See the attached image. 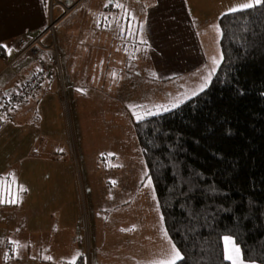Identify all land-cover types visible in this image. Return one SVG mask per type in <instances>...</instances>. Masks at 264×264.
I'll return each instance as SVG.
<instances>
[{
    "label": "rangeland",
    "instance_id": "1",
    "mask_svg": "<svg viewBox=\"0 0 264 264\" xmlns=\"http://www.w3.org/2000/svg\"><path fill=\"white\" fill-rule=\"evenodd\" d=\"M62 1L66 6H72L76 0ZM145 2L148 4L149 1ZM145 2L136 0L131 3L137 10L139 7L137 12L132 6H117L121 5L119 0L111 5L107 0H84L70 12L64 13V18L55 19H59V24L54 32V41L50 33L52 36L45 35L42 42L45 45L51 42L48 47L53 45L54 51L59 55L62 76L58 79L57 70L54 69L53 77L55 83L57 81L62 98L63 109L58 117L61 116L62 124L65 125L64 137L61 140L65 144L58 146L57 151L59 156L63 155L64 151L66 162L71 167L54 163L39 169L44 163L37 162L41 156L35 158L32 164L31 160L27 161L29 158L26 154H21L17 159L12 156L10 163L4 165V169L13 166L25 173L23 180H28L26 183L22 181L25 187H29L37 171L47 170L56 174L54 171L59 168L68 174L67 184H70L71 188L76 189V183L78 184V236L68 245L74 264H152L154 261L168 259L173 252V246L178 250L165 230L152 183H148L149 175L138 145L134 123L138 121L136 115H145L148 111L164 112L163 108L171 109L173 104L180 105L200 93L201 89L208 87L217 70L214 59L217 61L219 56L221 59L222 54L219 47L216 50L210 48V52L204 55L209 60L212 58V62L200 65L194 71L193 79L187 77L175 82L150 80L149 66L146 63L159 65L162 57L160 49L164 51L165 42L170 44L171 41L169 37L150 38V35L154 34V26L159 17L156 12L143 10L146 9ZM57 3L58 0H49L55 15ZM138 3L141 5L138 6ZM133 11L137 15L136 18L131 16ZM93 12L98 15L96 22L92 17L88 18ZM100 17H103V23H99L101 26L109 24L112 21L110 17L118 19V25L127 26L125 34L123 29L122 33H118L121 39L123 35L124 38L119 40L117 45L105 46L102 44L104 40L100 41L94 35L95 25ZM132 19L134 22L131 26ZM64 29H70V32L63 34ZM78 44L81 47H77ZM77 51L84 53L78 54ZM123 54L126 61L121 63L119 58H116ZM42 55L47 56L45 50H42ZM79 55L84 57L80 61L77 58ZM110 55L112 58L108 61ZM32 61L27 68L20 70L18 75H13L4 85L0 84V108L8 92H13L17 87L16 83L20 84L25 75L34 70L32 64L39 62L37 59ZM63 73L67 81L65 90ZM153 73L155 74L154 69ZM49 81L50 79L47 82ZM156 94L161 96L158 104ZM152 105L155 108L149 109ZM21 106L16 105L5 111L0 128L8 131L9 128H5V125L11 118L10 111L14 114L13 109ZM13 117L11 123H14ZM10 135V138L14 136ZM16 146L17 141L12 147H7L6 142L0 144V151H3L0 152V158L5 161V156ZM105 153L113 154L117 167H111L101 161V156ZM79 173L81 179L75 181ZM12 187L13 183L2 186L3 192ZM5 199L10 200V197ZM6 209V212H0V217H5L0 233V264H18L19 260H14L15 255L21 256L23 261L26 258L23 245L28 244L22 243L14 248V242H18V239L15 238L17 230L13 225V204ZM32 242L36 243L30 245L32 254L37 253L36 258L42 257L37 264L61 263L58 244L46 250L41 241ZM223 247L225 254L224 239ZM56 253L58 255H54ZM240 256L243 264H264L244 260L242 250ZM48 257L51 259L45 263L44 260ZM22 264L35 263L24 261Z\"/></svg>",
    "mask_w": 264,
    "mask_h": 264
},
{
    "label": "trees",
    "instance_id": "2",
    "mask_svg": "<svg viewBox=\"0 0 264 264\" xmlns=\"http://www.w3.org/2000/svg\"><path fill=\"white\" fill-rule=\"evenodd\" d=\"M218 28L222 55L208 87L134 123L165 230L183 257L176 264H231L226 235L244 260L264 263V4L221 15ZM18 87L2 101L0 125ZM10 183L0 176V212L12 202L2 189Z\"/></svg>",
    "mask_w": 264,
    "mask_h": 264
},
{
    "label": "crops",
    "instance_id": "3",
    "mask_svg": "<svg viewBox=\"0 0 264 264\" xmlns=\"http://www.w3.org/2000/svg\"><path fill=\"white\" fill-rule=\"evenodd\" d=\"M96 1L93 0V2ZM116 1L113 0L109 5ZM140 1L145 2V0ZM148 1V4L145 2L146 9L143 8V10L145 12H156L159 17L154 26V34L150 35V38L153 36L169 37V41H171L170 44L165 42L164 51L160 49L162 57L159 65L156 64L158 66H152L148 61L146 63L150 71L148 77L153 82L167 80L175 82L187 77L193 79V73L200 65L212 62V58L209 60L204 54L210 52V48L216 50L219 47L218 20L221 15L230 12V8L250 2V0ZM119 2L121 3L120 6L125 5V7L129 6L130 8L132 6L134 7V11L136 10L137 12L139 10L138 6L141 5L140 3L137 4V10L134 4L131 5L136 0H119ZM72 6H66L62 0H58L56 5L57 15H55L54 7L53 5L50 7L49 0H0V84L4 85L7 80L12 78L14 73L18 75L20 70L27 68V65L33 62L29 60L25 63L17 64L20 62L17 61L15 62L16 65L14 64L15 69L9 70L7 68L6 62L16 59L18 53L16 49L11 47L12 40L23 35L33 38L42 34L51 18L57 19L63 16L66 13L65 8H71ZM134 11L131 16L136 18L137 15ZM96 16L98 15L93 12L88 18L92 17L96 22ZM100 18L95 25L96 30L94 31V35L97 36L98 40H104L102 44L104 43L105 46L117 45V42L124 38L123 35L121 39L118 33H122L121 29H123V33L125 34L127 26L118 25V19H112V17H110L112 21L109 24L101 26L99 23H103V17L101 20ZM63 21L64 19L61 20V22ZM131 21L132 26L134 19ZM115 28L117 29L114 30ZM67 32L69 33L70 29L63 30V34ZM45 35L47 33L41 37V42ZM76 46L81 47L79 44ZM45 51L47 56L43 57L41 53L38 58H35L39 62L32 64L34 70L26 74L24 78L34 72L41 71L44 67H50L54 63V60L52 61V51L50 49H45ZM77 53L83 54L84 52L77 51ZM77 58L80 61L84 57L83 55H79ZM111 58L110 55L108 61H111ZM118 58L121 63L126 61L125 54L116 59ZM220 60L219 56L217 60L219 63L218 65L216 64V68L220 65ZM153 69L155 70V74L153 73ZM15 71H18V73ZM63 82L64 88H67L65 86V82L67 83V81L64 73ZM16 85L18 86L19 84L16 83ZM59 91L57 81L55 83L52 76L49 82L46 81L27 100L28 102L26 101L21 107L13 109L14 114L10 111L11 118L8 119L5 125V128H9L8 131L0 128V133L3 134L0 135L2 137L0 138V144L6 142L7 147H12L16 145L17 141L16 148H12V151L5 156L6 160L4 161L2 157L0 158V176H9L13 181V187L9 190L5 189L4 192L12 194V202L8 203L6 207H10L13 204V225L15 230H17L15 238L19 242L14 244V248L22 245V243L28 244V246L23 245L24 253H26V258L23 261L21 256L15 255L14 260L20 261H18V264H22L24 261L37 264L39 260H42V257L36 258L37 253H34L35 256H33L34 254L31 252L30 245H35L36 243L32 241H41L43 243L42 246L46 250L50 246L58 244L60 250L59 258H62L60 259V264H73L74 262L68 245L74 237L78 236L76 231V223L78 222L76 216L80 212L78 184L76 183V189L71 188L70 184H67L68 174H65L63 169L59 168L56 171L53 170L56 174L47 170L37 171L29 187H25L22 181L26 183L28 180H23V177L26 176L24 172L17 170L13 166L4 169V165L10 163L12 156L17 159L21 154H26L29 158L27 161L31 160L32 164L35 158L41 156L37 162L43 161L44 163L39 169L45 165L52 166L54 163L71 167L66 162L64 151H62L63 155L61 156H59V151H57L59 150L58 146L65 144L61 141L64 137L65 125L62 124L63 120L61 116L58 117L63 109ZM155 97L159 103L161 101L160 94H156ZM153 106H150L149 109H153ZM12 116H14V123L10 122ZM9 134H11L10 136H14L10 138ZM109 165L117 167L114 158ZM46 169H48V166ZM80 179L81 175L79 173L75 177V181H80ZM21 188L23 191L20 190ZM1 212H4V210H1ZM4 219L5 217H0V233L2 232ZM71 225L73 226L70 229ZM49 260L46 259L44 261L46 263Z\"/></svg>",
    "mask_w": 264,
    "mask_h": 264
},
{
    "label": "built area",
    "instance_id": "4",
    "mask_svg": "<svg viewBox=\"0 0 264 264\" xmlns=\"http://www.w3.org/2000/svg\"><path fill=\"white\" fill-rule=\"evenodd\" d=\"M81 1L83 0H76L75 5H78ZM58 22L59 20H54L51 18L44 33L36 37L28 38L23 35L13 39L11 42V47L16 49L18 53L16 55L17 56L16 59L6 62L7 68L9 70H13L15 69L14 68V66L16 65L15 62L17 61H20L17 63L19 64L38 58L42 53V50L46 49V47L40 41L41 37L45 33L48 34L51 33L53 36L51 34L50 35L53 37V41H54V32L58 27ZM50 48L53 49L54 51L53 45ZM54 56L56 58L53 65L58 68L59 76L61 77L62 73L59 67V55L56 51H54ZM51 76H52V72L48 69H45L41 73H32L30 76L24 78L22 82L19 84L17 91L9 95L7 100V106L11 107L22 103L27 96L31 94L33 95L39 89V87Z\"/></svg>",
    "mask_w": 264,
    "mask_h": 264
},
{
    "label": "snow or ice",
    "instance_id": "5",
    "mask_svg": "<svg viewBox=\"0 0 264 264\" xmlns=\"http://www.w3.org/2000/svg\"><path fill=\"white\" fill-rule=\"evenodd\" d=\"M109 2L111 3L112 0H109ZM261 4H264V0H250V2L243 3V4H240L237 7L230 8L229 11L230 12L242 11L244 9H249V8L255 7L257 5H261ZM117 6H120V5H117ZM214 63H216L218 65L219 61H216L214 59ZM213 71H215V69H213ZM113 75L115 76V73H113ZM201 90H203V89H201ZM177 106L178 105H176V104L172 105L173 108H175ZM162 110L163 111H169L168 108H163ZM156 114H159V113L158 112L154 113V112L148 111V112L145 113V115H136V119L138 121L139 120H144L146 115L150 116V115H156ZM109 155H112V154H109ZM145 175H147V173H145ZM148 183L151 184V177L148 178ZM20 190L23 191L22 188ZM13 202H15V201H13ZM134 227L135 226H133V228ZM223 239H224L225 244H226L225 259L229 260L231 262V264H243V260H242V258L240 256L241 250L236 245L235 240L233 239V237L226 236ZM14 243H18V242H14ZM48 259H51V257H48ZM181 259H183V257L181 256L180 252L178 250H176L175 247L173 246V252H172L171 256L168 259L162 260V261H154V262H152V264H176V262L181 260ZM73 264H74V262H73Z\"/></svg>",
    "mask_w": 264,
    "mask_h": 264
},
{
    "label": "clouds",
    "instance_id": "6",
    "mask_svg": "<svg viewBox=\"0 0 264 264\" xmlns=\"http://www.w3.org/2000/svg\"><path fill=\"white\" fill-rule=\"evenodd\" d=\"M83 1H84V0H83ZM81 2H82V1H81ZM81 2H80V3H81ZM80 3H79V4H80ZM79 4H78V5H79ZM74 5H75V2H74ZM74 5H73L71 8H65L66 13L70 12L74 7L77 6V5H75V6H74ZM67 9H68V10H67ZM62 17H63V16H61L60 19H61ZM54 20H55V19H54ZM58 20H59V19H58ZM48 23H49V22H48ZM58 24H59V22H58ZM46 28H47V27H46ZM45 30H46V29H45ZM43 33H44V32H43ZM45 34H46V33H45ZM47 34H48V33H47ZM16 38H17V37H16ZM14 39H15V38H14ZM40 41H41V39H40ZM42 44H43V43H42ZM43 45L46 47V49H50V50L52 51V53H53V60H54V62H55V56H54V51H53V49L49 48V47L46 46L45 44H43ZM51 46H52V45H51ZM44 50H45V49H44ZM40 55H41V54H40ZM53 64H54V63H53ZM53 64H52V65H53ZM22 80H23V79H22ZM22 80L20 81V83L22 82ZM65 89H66V88L63 87V90H65ZM33 95H34V94H33ZM79 230H80V226H79Z\"/></svg>",
    "mask_w": 264,
    "mask_h": 264
},
{
    "label": "bare ground",
    "instance_id": "7",
    "mask_svg": "<svg viewBox=\"0 0 264 264\" xmlns=\"http://www.w3.org/2000/svg\"><path fill=\"white\" fill-rule=\"evenodd\" d=\"M108 2H109V0H108ZM112 2H113V0H112ZM112 2H111V3H112ZM109 3H110V2H109ZM45 69L50 70V71L52 72V76H53V70H54V69L57 70V78H58V79H61L60 76H59L58 68L55 67L54 65H51L50 67H44L41 71H38V72H35V73H41V72H43Z\"/></svg>",
    "mask_w": 264,
    "mask_h": 264
}]
</instances>
